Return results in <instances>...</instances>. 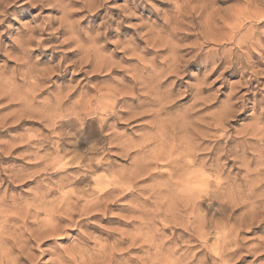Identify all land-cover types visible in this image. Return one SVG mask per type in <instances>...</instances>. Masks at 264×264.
<instances>
[{
	"label": "clouds",
	"instance_id": "obj_1",
	"mask_svg": "<svg viewBox=\"0 0 264 264\" xmlns=\"http://www.w3.org/2000/svg\"><path fill=\"white\" fill-rule=\"evenodd\" d=\"M0 264H264V0H0Z\"/></svg>",
	"mask_w": 264,
	"mask_h": 264
}]
</instances>
